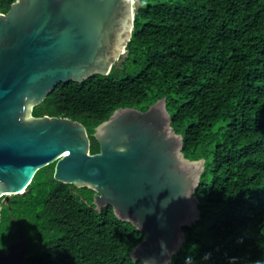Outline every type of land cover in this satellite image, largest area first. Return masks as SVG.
<instances>
[{"label": "trees", "instance_id": "16d2710c", "mask_svg": "<svg viewBox=\"0 0 264 264\" xmlns=\"http://www.w3.org/2000/svg\"><path fill=\"white\" fill-rule=\"evenodd\" d=\"M127 48L108 74L57 84L33 115L81 121L97 152L95 127L117 108L165 97L184 156L205 159L200 218L169 264H264V0H141ZM53 173L46 165L0 199V243L17 224L23 264H145L131 256L141 230Z\"/></svg>", "mask_w": 264, "mask_h": 264}, {"label": "water", "instance_id": "95a60500", "mask_svg": "<svg viewBox=\"0 0 264 264\" xmlns=\"http://www.w3.org/2000/svg\"><path fill=\"white\" fill-rule=\"evenodd\" d=\"M141 0H15L0 10V199L23 194L37 171L94 191L98 210L144 234L131 256L169 264L200 218L195 195L205 159L184 156L162 97L142 110L117 108L99 123L91 152L87 127L70 117L35 116L60 82L108 74L128 51ZM126 149L124 152L118 149ZM29 237L0 247V264H23Z\"/></svg>", "mask_w": 264, "mask_h": 264}, {"label": "flooded vegetation", "instance_id": "af4514ba", "mask_svg": "<svg viewBox=\"0 0 264 264\" xmlns=\"http://www.w3.org/2000/svg\"><path fill=\"white\" fill-rule=\"evenodd\" d=\"M14 228H15V229H14L15 236H14L13 238H11V240H18V239H20V238H22V237H25V236H23V235L20 233L21 231H20V228L18 227L17 224H15V227H14ZM11 240H10V241H11ZM10 241H9L8 243H4V244L0 243V247L9 244Z\"/></svg>", "mask_w": 264, "mask_h": 264}, {"label": "clouds", "instance_id": "9594fccd", "mask_svg": "<svg viewBox=\"0 0 264 264\" xmlns=\"http://www.w3.org/2000/svg\"><path fill=\"white\" fill-rule=\"evenodd\" d=\"M118 151L124 152V151H126V149L121 148V149H118Z\"/></svg>", "mask_w": 264, "mask_h": 264}]
</instances>
